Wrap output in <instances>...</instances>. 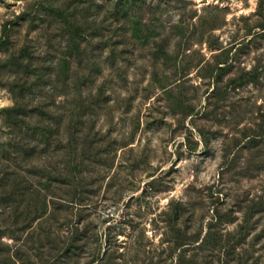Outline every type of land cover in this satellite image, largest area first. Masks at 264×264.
<instances>
[{"label":"rangeland","instance_id":"374dc122","mask_svg":"<svg viewBox=\"0 0 264 264\" xmlns=\"http://www.w3.org/2000/svg\"><path fill=\"white\" fill-rule=\"evenodd\" d=\"M5 25L0 264H264V0H0Z\"/></svg>","mask_w":264,"mask_h":264},{"label":"trees","instance_id":"16d2710c","mask_svg":"<svg viewBox=\"0 0 264 264\" xmlns=\"http://www.w3.org/2000/svg\"><path fill=\"white\" fill-rule=\"evenodd\" d=\"M264 28V25H263ZM7 31H8V25H5L4 29H3V34L4 37L0 38V46L4 45V42H8L7 38H5V36L7 35ZM7 37V36H6ZM4 38V39H3ZM0 112L2 113H6V116H4V121L6 124L9 125V123H11V118H14L15 120H13L14 125H18V123L20 122V114H21V109L17 106H12V107H3L0 108ZM212 232L208 230V232H206V234L201 237V235L197 236V238L195 239V242H198V245H203L206 242L209 241V239H211ZM190 243L186 240H183V242L181 243L182 245ZM226 249V248H225ZM184 255V251L183 253H180V256Z\"/></svg>","mask_w":264,"mask_h":264}]
</instances>
